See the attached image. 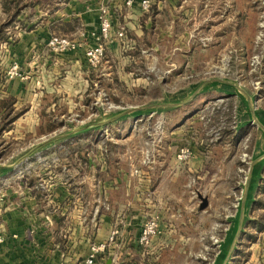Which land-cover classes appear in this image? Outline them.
I'll return each mask as SVG.
<instances>
[{"label":"crops","instance_id":"1","mask_svg":"<svg viewBox=\"0 0 264 264\" xmlns=\"http://www.w3.org/2000/svg\"><path fill=\"white\" fill-rule=\"evenodd\" d=\"M1 1L0 25L7 16ZM37 1H23L14 39L3 46L8 59L19 65L26 78L6 81L4 96L15 98L14 111L22 110L13 125L40 126L41 108L45 115L60 109L63 126L45 131L36 143L54 136L62 140L42 151L47 160L38 171L42 175L34 171V176L28 173L18 180H0V264H87L91 247L100 244L105 247L95 254L93 264H173L181 250L194 246L199 233L211 229L212 212L196 208L185 177H196L194 187H210L216 178L224 180L225 169L232 162L229 144L225 138L206 143L195 133L197 117L185 123L184 116L179 120L169 117L152 162L145 165L141 159L146 130L153 119L115 121L104 127L110 131L106 136L98 126L96 93L101 84L112 89L117 81L129 80L135 90L146 92L157 85L130 69L129 55L120 51L124 48L121 44L129 41L126 36L125 40L117 38L115 32L126 28L133 48L194 44L190 38L195 30L213 32L211 44L222 45L227 43L228 29H234L238 42L248 43L257 29L255 1L149 0L147 11L141 9L139 0L132 6H125L124 0ZM101 7H107L112 15L113 36L105 47V62L94 68L87 63L83 47L96 41ZM38 12L43 13L42 20ZM55 32L65 36L82 32L83 46L52 53L47 41ZM194 55L187 50L181 56L189 69L183 76L187 81L166 85L167 91L183 94L196 85L195 79L190 80L195 74ZM189 61L193 62L191 67ZM257 108L264 123V104ZM78 112H86V117L77 120ZM257 140L262 143L258 135ZM182 145L193 151L186 164L175 158ZM213 159L217 165L211 163ZM20 167L1 172L0 177L8 179L6 175L19 172ZM222 180L213 184L220 186ZM154 216L159 219L160 233L143 248L138 242L140 229ZM248 217L254 219L250 214ZM219 219L220 225H227L226 214Z\"/></svg>","mask_w":264,"mask_h":264},{"label":"rangeland","instance_id":"2","mask_svg":"<svg viewBox=\"0 0 264 264\" xmlns=\"http://www.w3.org/2000/svg\"><path fill=\"white\" fill-rule=\"evenodd\" d=\"M254 1L257 15V29L253 34H250L253 37L248 43H239L236 39L238 36V34H236L237 30L234 29H228L227 43L222 45L211 44L214 37L212 34L213 32L209 30H195L191 36L192 38H190L195 42L194 44L183 46H151L142 44L140 47L135 46V48H133L129 45L131 41L128 32H126V28L121 27L124 29V35L119 37L115 32V36L120 39L124 38L123 40H125L126 36V39L129 41L128 44H121V47L124 48L120 51L129 55L127 57V63L130 69L133 70L136 75H140L141 73L145 74L154 82H157V85H155L151 91L147 90L146 92L144 89L141 91L135 90V87L130 86L131 81L129 80H127L128 84L127 82L117 81L112 89L105 84H101V87L98 88L96 93L101 117L107 116L113 112H118L122 108L130 105H143L180 98L183 99L190 95L189 93L178 94L169 92L166 86L183 85L187 81L183 76L187 74L189 69L187 64H185V57H181L185 55L187 50H191V52L193 51L195 53L193 57V62H195V74L190 80L195 79L196 83H199L203 79L213 76L223 77L241 84L251 94L256 93L255 109L259 103L264 104V0ZM229 7H231L230 1ZM25 10L28 12L27 9ZM43 16L42 12H38L37 17H39V20H42ZM16 22H18L16 17H9V15H7L2 22L4 25H0V98L5 97L4 86L6 81L15 79L7 75V71L14 61L8 59V55L3 46L12 43L14 39L13 35L16 31L15 26L18 25ZM121 28H119V30H121ZM51 35L65 36L56 32ZM83 36L84 34L81 32L79 35H68L66 37L82 42ZM112 36L111 31V35L107 41H109ZM107 41L105 42L104 48L107 45ZM4 42H6V44H4ZM256 56L259 63L254 59ZM104 62L105 49L102 63ZM193 62H188V64L190 63V67ZM20 79L25 80L26 78ZM205 90L195 95L193 99L178 109L163 110L153 117H147L154 120L149 126L151 131L155 134H160L158 145L161 142L165 123L169 121V117H171L172 120L175 119L174 117L179 120L184 116L182 118L183 123L187 122L191 117H197L200 120L197 122L198 125L193 124L195 133L203 137V139L205 138L206 143L210 144L225 138V141L229 144L228 154H231L230 157H232L231 167H227L225 169L227 173L223 174L226 178L224 180L216 178V180L213 181L217 182V180H222V182L219 183L221 184L220 186L212 182L213 185L211 184L210 187H196L197 185L194 187L196 177H185V180L189 184V187H187L188 194L196 202V208L200 202L199 195L209 199V204L204 211L212 212L211 229L209 231L205 229V232L199 233L194 241V246L184 251L181 250L177 254V259H175L173 264L213 263L218 252V247L212 245L210 235L219 234L217 237L220 239L224 237L225 232L219 231L224 227L223 223L220 225L219 216L223 217L226 214L228 220H230V216L235 213L237 204L236 199L240 196L241 191L240 183L245 179L251 157L258 154V152L253 154V151L254 149L255 151H261L264 147V140L262 136L259 135L260 132L256 126L247 125L240 127L237 125V117L243 120L248 118V113L246 112H244L242 116L239 114V109L241 107L246 109V104L241 101L239 102L237 95L231 93L226 94L219 90H212V92H207ZM42 104L45 106L47 102H45V104L43 102ZM47 115V113L45 115L44 109L41 108L39 110V116L42 120L40 126H27L25 124L13 125L12 123L9 130L1 132L0 165L11 164L24 148H27L31 144H35L36 140L44 136L45 131L50 129V127L60 129L63 126L59 118L60 109L50 112L49 115ZM85 115L86 112H78L76 118L77 120L83 119V117H86ZM65 118L66 117H64V119ZM43 121H45V125H43ZM49 122L51 124H49ZM156 127L162 128V131ZM105 129L106 131L103 130V133L107 136L110 131L107 128ZM257 135L259 139H262L261 144L259 143L260 141H256ZM245 152L247 153V157L246 160L242 162V153ZM45 156L43 152L39 153L35 157L19 165L18 167L21 166L19 172L17 171L16 173L6 175L9 176L8 179H5V176L0 177V180H18L21 176L28 173L34 176V171L38 172L46 165L47 160ZM209 160L208 164L211 162H209ZM211 163L217 165L218 162H215L213 159ZM218 166H221V164H218ZM222 173L223 170L216 175ZM38 174L42 175L41 172H38ZM260 176L262 178L259 180V185L253 195L255 201L249 208V214L252 215L254 219L248 220L245 226H243V232L240 233L236 241L235 249H233L229 259V264H264V167L260 172ZM259 215L263 217L261 218ZM260 219L263 224L261 230L257 229L253 224V221ZM228 224L227 222V225Z\"/></svg>","mask_w":264,"mask_h":264},{"label":"water","instance_id":"3","mask_svg":"<svg viewBox=\"0 0 264 264\" xmlns=\"http://www.w3.org/2000/svg\"><path fill=\"white\" fill-rule=\"evenodd\" d=\"M219 88H222L224 91L220 90ZM203 90H219L225 92L226 94L231 93L237 95L239 102L241 101L246 104V109H243L242 107L240 109L238 108L239 114L242 116L244 112L248 113V118L244 119V121L243 119H238L237 117V125H239L240 127H243L245 125L256 126L264 140V123L258 116V110L255 109V98L257 94H251L241 84L218 76L206 78L201 82L196 83V85L189 92H187L190 95L183 99L180 98L164 102H154L150 104L128 106L122 108L118 112H113L103 117H101L100 114L98 126L102 130H104V127H107L109 124H112L118 120L126 118L137 120L141 118L153 117L155 114H158L163 110L168 111L178 109L184 106V104L189 102L195 95L202 92ZM61 140L62 138L60 136H54L39 141L38 143L34 144L28 152L21 156H18L11 164L0 165V173L12 171L28 159L35 157L36 155L44 151V149L50 144L58 143ZM257 152V155H253V158L251 157L245 179L240 183L241 191L240 196L236 199L237 204L235 213L230 216V220H228L227 217V222L229 224L224 231V237L218 242V252L212 264H229V259L233 249H235L236 241L238 240L240 233L243 232V226H245V223L250 220L248 217L249 208L255 201L253 195L258 187L257 181L262 178L260 176V172L264 167V147L261 149V151H255L254 149L253 154H256ZM199 199L200 202L198 207L200 210H204L208 206V198L199 195Z\"/></svg>","mask_w":264,"mask_h":264},{"label":"built area","instance_id":"4","mask_svg":"<svg viewBox=\"0 0 264 264\" xmlns=\"http://www.w3.org/2000/svg\"><path fill=\"white\" fill-rule=\"evenodd\" d=\"M136 0H125V5L132 6L135 3ZM139 5L142 10L147 11L150 7V1L149 0H139ZM99 29L96 34V41L92 45H87L83 47L84 56L87 60V63L91 67H98L103 60L104 57V45L105 42L108 40V38L111 35L112 31V15L107 7H101L100 8V14H99ZM117 35L119 37H122L124 35V29L121 28V30H118ZM83 46V42L68 38L66 36H58V35H52L49 37L47 41V47L52 53H63L69 50H77ZM257 63H259L257 56L254 58ZM7 75L10 78H24V75L22 74L19 65L16 62H13V64L10 66L9 70L7 71ZM158 128V127H156ZM160 131H162V128H158ZM106 131V129H104ZM147 133V139L145 141V148L143 150V156L141 159L142 164H150L153 159V153L160 141V134H155L153 131H151V128H148L146 130ZM157 136V137H156ZM247 140V139H246ZM193 156L192 149L188 145H182L180 146L176 153L175 158L179 163H187ZM247 153H242L241 161L244 162L246 160ZM135 173L138 171L135 170ZM216 227V226H215ZM217 228V227H216ZM226 226L219 231H225ZM160 233V224L159 219L157 216L150 217L147 219L141 229L140 234L138 238L139 244L143 248H147L153 237L158 235ZM114 235V232L111 234L110 239L112 240ZM219 235V234H218ZM218 235H210V240L212 241V245L218 246L220 238H218ZM221 236V234H220ZM2 241V237L0 236V242ZM104 245H95L91 247V253L89 257L87 258L86 262L87 264H93L94 262V256L99 251H102L104 249Z\"/></svg>","mask_w":264,"mask_h":264},{"label":"trees","instance_id":"5","mask_svg":"<svg viewBox=\"0 0 264 264\" xmlns=\"http://www.w3.org/2000/svg\"><path fill=\"white\" fill-rule=\"evenodd\" d=\"M24 0H2L1 6L3 12H5L9 17H16L19 13L21 6L23 5ZM29 4L32 1L28 2ZM36 3L41 4L43 0H38ZM2 27V26H1ZM15 102V98L11 96H5L0 98V134L2 131L9 130L12 122L19 116L22 110L14 111L13 103ZM51 126V125H50ZM52 127H50L51 129ZM49 130V129H47ZM261 218L263 216H260ZM253 224L257 227V229H262V222L260 220L253 221Z\"/></svg>","mask_w":264,"mask_h":264}]
</instances>
